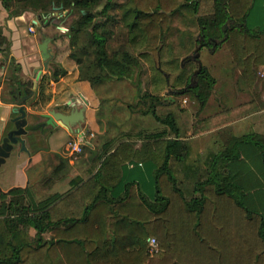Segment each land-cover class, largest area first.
I'll return each instance as SVG.
<instances>
[{
	"label": "trees",
	"instance_id": "trees-1",
	"mask_svg": "<svg viewBox=\"0 0 264 264\" xmlns=\"http://www.w3.org/2000/svg\"><path fill=\"white\" fill-rule=\"evenodd\" d=\"M0 2L8 17L32 12L48 22L54 9L70 17L62 36L68 40L64 56L72 69L52 64V72L40 78L33 109L49 103L50 83L62 77L84 78L93 88L130 79L137 101L129 110L152 114L160 123L153 129L120 130L96 147L67 190L41 198L31 186L12 185L14 149L0 166V264H264V218L244 204V191L228 171L230 161L242 157L243 143L258 148L264 165V136L218 130L224 148L202 155L186 143L174 102L159 112L167 89L192 93L200 109L206 104L215 78L204 66L189 87L195 68L191 55L198 44H225L243 80L254 85L264 65V28L246 23L255 0ZM117 6L122 7L124 31L109 50L115 34L111 24L118 16L109 12ZM10 46L0 28L3 62L12 58ZM145 68L149 78L143 88ZM42 149L47 146L41 137L32 152ZM44 161L50 168L44 185L71 167L57 153ZM151 238L156 241L153 252Z\"/></svg>",
	"mask_w": 264,
	"mask_h": 264
},
{
	"label": "crops",
	"instance_id": "crops-1",
	"mask_svg": "<svg viewBox=\"0 0 264 264\" xmlns=\"http://www.w3.org/2000/svg\"><path fill=\"white\" fill-rule=\"evenodd\" d=\"M256 4H259L258 0H255L248 14L246 21L248 26V22L250 21V18H253L254 14L260 13L262 15L261 18L264 20V1L260 3L261 7L258 9H255ZM32 16L33 15H31V13L24 12L20 15L8 17V12L2 7L0 2V28H2L3 34L11 42L10 56L12 57L6 62H3L0 56V142L7 132L14 127L12 119L18 114L12 111L13 107H15V98L21 100L27 94L31 95L26 100L25 104L28 124L36 125L42 122L43 117L41 116V113L46 112L48 109L69 111L72 109V106L77 108L84 107L83 128L92 131L94 136L95 130L92 122L97 105V98L94 94L93 87L84 78L73 79L62 77L57 82H51L49 87L52 96L49 103L40 110L32 108L31 103L35 101L38 96V83L40 78L46 71H48L43 67V61L38 48L41 41L38 39V35L40 34L37 26L33 23L34 17ZM31 25H33V30L35 29L34 32L31 30L29 31V27ZM49 27L50 24L44 25L42 29L43 32L46 33ZM57 28L59 27L57 26ZM216 45L217 44H215L214 47L213 45L211 47L204 46L200 48L199 51L201 52L203 48H206L207 50L213 48L214 50L218 46H222ZM51 53V59L55 60H51V66L53 63H61L66 66L69 71L72 69L71 61L65 56L60 55L58 59H55V54L52 49ZM38 71H41L39 78L36 77ZM221 88H228L231 93L237 92L236 87L230 84L221 85ZM16 89L20 91L19 94H17ZM228 98L233 99L226 101L227 104L234 105L235 103H233V100L236 102L235 95L231 96L230 94ZM211 100L212 99H208L205 107L209 102H211ZM261 100V102H264L263 96ZM219 109V106L218 108L214 107L211 112L206 115H212ZM256 113L257 112H249L244 117L234 118L227 121L225 124H230L233 128L237 127V129H241L242 124H244V130L239 134L237 131H234V135L240 136L242 134H246L250 132L249 130L254 122ZM216 118V116L211 118L209 128L197 133H192L189 128L190 126H187L188 130L185 141L194 153L206 155L210 153H217L224 148L223 138L215 132L218 128V126L214 125ZM259 121L261 128L263 129L262 131H264V117H260ZM39 130L40 131L37 135L28 136V131L23 136L27 151L21 150L20 143L13 145L11 152L16 146V163L13 166L11 174L12 185L18 187L37 186L50 189V187L57 182H62L67 183L69 188V180L75 175H81L83 170L91 161L96 147L99 145H94L91 138H88L83 151L80 154L71 155L68 149V141L71 133L74 131L60 126H46L42 130ZM60 136H64V138L61 140ZM41 137L44 139L47 149L32 152V147L35 141ZM240 149L242 157L240 159L230 161L228 171L234 177V181L242 187L244 191V195L242 197L244 204L247 207L260 212L264 218V165L262 164L260 158V151L252 143L240 144ZM51 153H57L63 158H68V163L72 167H70L68 171L59 172L54 177L51 185H44L42 183V179L50 171V168L46 165L44 158ZM5 161L3 163H5ZM77 162H82L85 166L83 168L75 167ZM33 169H35L34 172H32ZM71 171L75 172L72 174Z\"/></svg>",
	"mask_w": 264,
	"mask_h": 264
},
{
	"label": "rangeland",
	"instance_id": "rangeland-1",
	"mask_svg": "<svg viewBox=\"0 0 264 264\" xmlns=\"http://www.w3.org/2000/svg\"><path fill=\"white\" fill-rule=\"evenodd\" d=\"M117 1L120 2V0ZM262 1L264 0H258L259 4L255 5V9L261 7L260 3ZM29 13L33 15L32 17H34V19L38 20V15L32 12ZM109 13H116L118 15L117 22L115 24H111L113 32L115 33L108 42L109 50H111L115 49L121 42L120 39L116 40L115 36L124 31V23L123 19H121L122 7L117 6V8L113 10L111 9ZM65 14L66 11L57 13V9H54L49 15H47V18L49 20L48 22L40 21L43 26L50 24V27L47 29L46 34L53 36L54 33H58V37L51 40L49 43V47L55 54V59H58L60 55L64 56L65 52L69 51L68 40L67 38L62 36L64 35V32L67 31L68 21H70V17L64 18ZM261 17L262 15L260 13L254 14L253 18H250V21L248 22L249 26L264 28V20ZM57 26L59 28H57ZM34 31L35 29L33 30V32ZM38 39L39 41L41 40V34L38 35ZM221 45L222 46H218L214 50L213 48H210L209 50L203 48L201 52L199 51V60L202 66H204L208 70L210 75L215 78L213 91L208 98L212 99L211 102H209L206 107L204 105L205 108L203 107L200 109L198 102L192 93L178 95L173 90L167 89L166 91L162 92L163 102H165L166 104L159 108V112L165 113V111L169 107V104L167 103H169V101L174 102L173 108L177 112L179 123L186 132L188 130L187 126H190L189 128L192 133H197L199 131L205 130L206 128H209V122H211V118L209 117L215 115L217 118L215 119L214 125L218 126L215 132L217 133L218 130H226V132L230 136L234 135V131H237L238 134L242 132L244 130V124H242L241 129H237V127L233 128L230 124H225L227 121H230L234 118L244 117L249 112H257L256 117H254V122L249 131H254L263 136L264 131H262L263 129L261 128L259 120L260 117H264V102H261L262 96L264 97V65L259 67L256 73V80L254 85L252 87L248 86L243 80L240 69L233 61L228 48L225 46V44ZM197 66L198 64L195 61L193 65V67H195L194 71L197 69ZM140 78L141 86L145 88L148 84L149 78V71L147 68H145V71L144 73H142ZM193 81L195 83L194 76ZM229 84L235 86L237 92L231 93L229 91L230 89L221 88V85ZM136 89L137 87L134 80L130 79L112 80L93 88L94 94L97 98V105L92 122L96 133L94 132V136L91 137L94 145L102 144L104 141L115 135L120 130L153 129L160 126V123L152 114L143 115L140 113L131 112L129 110L128 105L133 104L137 101ZM230 94L231 96L235 95L236 102H234L233 100V103H235L234 105L227 104L226 102L233 99L228 98ZM218 106L220 109L217 112L213 113L212 115H206L211 112L212 108H218ZM204 119H207V121ZM204 125L206 126V128L201 129V127ZM39 131V129L30 130L28 132V136L37 135ZM60 138L62 140L64 136H60ZM14 149L16 150V146ZM84 166L85 165L82 162H77V164L75 165V167L78 168H83ZM34 171L35 169H33L32 172ZM74 172L75 171H71L72 174ZM67 188L68 184L62 182H57L56 184L51 186L50 189H45L43 187L37 186L32 187L37 198H41L48 193H52L55 191H64ZM30 232L31 234H34L33 229H31Z\"/></svg>",
	"mask_w": 264,
	"mask_h": 264
},
{
	"label": "water",
	"instance_id": "water-1",
	"mask_svg": "<svg viewBox=\"0 0 264 264\" xmlns=\"http://www.w3.org/2000/svg\"><path fill=\"white\" fill-rule=\"evenodd\" d=\"M33 23L36 24L38 32L41 34V41L38 45L40 55L43 61V67L45 70L52 72L51 69V48L49 47V43L51 40L57 38L58 33H55L53 36H50L43 32V24L40 22V17L33 20ZM215 44H213L214 47ZM201 45L198 44L195 49L194 53L191 55V58L197 62L198 66L197 69L193 72V76L198 74L202 70V64L199 60L200 56V49ZM41 71L37 72L36 77L39 78ZM193 76L191 77V82L189 83V87H192L195 85L193 81ZM17 94L20 93L18 89H16ZM31 95H26L21 100L15 98V107H13V112L18 113L16 116H14L13 123L14 127L10 129L7 134L2 138L0 142V165L5 161V159L9 156L13 145L16 143H20L21 150L27 151L26 145H25V139L23 136L30 130H37V129H43L46 126H60L67 128L72 131L81 130L83 129V121H84V107L77 108L75 106H72V109L69 111L61 110L57 111L54 109H48L46 112L41 113V116L43 117V121L36 124V125H30L28 124L26 115V109L25 104L26 100Z\"/></svg>",
	"mask_w": 264,
	"mask_h": 264
},
{
	"label": "built area",
	"instance_id": "built-area-1",
	"mask_svg": "<svg viewBox=\"0 0 264 264\" xmlns=\"http://www.w3.org/2000/svg\"><path fill=\"white\" fill-rule=\"evenodd\" d=\"M29 29L33 31L32 26ZM91 137H93V132L86 128L72 132L68 141V149L70 151V154H80L83 151L84 146L86 145L87 139ZM149 247L150 252L156 250V241L154 238L149 239Z\"/></svg>",
	"mask_w": 264,
	"mask_h": 264
}]
</instances>
